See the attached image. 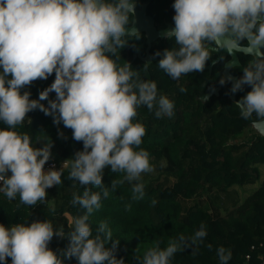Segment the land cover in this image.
<instances>
[{
    "label": "clouds",
    "instance_id": "clouds-1",
    "mask_svg": "<svg viewBox=\"0 0 264 264\" xmlns=\"http://www.w3.org/2000/svg\"><path fill=\"white\" fill-rule=\"evenodd\" d=\"M135 8L136 0H0V122L6 125L0 130V192L9 200L19 195L17 208L35 206L47 202L46 189L62 182L61 170L44 168L51 158V143L35 148L27 133L14 130L29 112L39 109L52 116L54 124L62 122L72 130L73 139L83 143V151L62 167L70 165L68 179L84 187L83 195L73 193L71 202L86 210L74 219L68 233L63 227L54 231L48 221L0 225V264H7L8 258L11 264H65L72 258L78 264H125L123 258H116L119 240L112 239L107 222H101L93 235L88 220L101 208V194L107 198L125 182L132 185V200L145 196L142 174L155 168L149 152L140 148L146 129L133 123L137 108L154 110L158 119L174 115L173 102L166 96L157 98L155 82L140 80L130 64L118 68L110 58H119L118 50L129 45L122 37ZM173 9L174 28L165 38H174L178 47L154 54L162 56L159 67L178 80L182 74L204 71L209 45L230 53L245 48L255 52L256 59L243 69L231 92L250 86L251 91L235 105L243 119L255 114L264 120V58L259 52L264 47V0H175ZM132 35L140 38L134 29L128 34ZM53 73L54 82L40 92L39 100H30V92L21 94L25 86ZM52 92L56 99L45 107L39 101ZM106 167L124 174L122 179H112L110 187L102 182ZM54 235L69 241L59 254L48 247ZM206 235L201 224L194 235L180 234L163 249L157 242L136 260L138 264H170L174 254L186 248L195 255ZM217 257L220 264H228L232 252L221 246Z\"/></svg>",
    "mask_w": 264,
    "mask_h": 264
},
{
    "label": "trees",
    "instance_id": "trees-1",
    "mask_svg": "<svg viewBox=\"0 0 264 264\" xmlns=\"http://www.w3.org/2000/svg\"><path fill=\"white\" fill-rule=\"evenodd\" d=\"M136 4H146L148 14L151 10L160 17L167 3L166 0H136ZM123 38L129 45L118 50L119 58L111 55L110 58L118 68L130 64L131 70L139 73L140 80L155 82L157 98L166 96L173 102L174 115L158 119L154 110L150 112L146 106L137 108L133 123L139 122L146 129L140 148L149 152L155 171L142 174L145 183L142 200H132V185L127 182L110 191L107 198L101 194V208L88 220L93 235L99 224L106 221L112 239L119 240L116 258H123L125 264H138L136 256L142 257L157 242L163 249L169 240L180 234L190 237L204 224L207 235L196 254H192V248L178 251L170 264H220L217 249L221 246L232 252L228 264L261 263L264 260V137L249 125L255 117L243 119L235 102L227 97L228 93L219 92L201 101L205 87L200 75L194 72L172 79L158 65L162 56H154L156 52L163 53V46L150 50L152 62L148 66L137 58L131 62L135 49L143 51V38L140 44L134 35ZM54 80L55 73L46 80L37 79L22 88L21 94L30 92V100H39L40 92ZM181 88L185 91L181 92ZM243 96L237 92L236 102ZM55 99L56 94L52 92L47 100L39 102L48 107L49 100ZM5 128L0 122V130ZM14 130L27 133L35 148L51 143V158L47 163H55L62 171V182L46 189L47 202L35 206L21 204L17 208L19 195L9 200L0 192V225L30 226L32 222L48 221L54 231L60 227L65 233L72 231L74 219L86 212L72 204L73 193L82 196L84 187L68 179L70 165L62 167V164L83 151V143L75 141L72 130L62 122L54 124L53 117L39 109L29 112ZM123 175L112 173L106 167L102 182L110 187L112 179H122ZM255 185L256 189L246 194L247 187ZM92 191L100 189L92 188ZM128 204L130 210L125 209ZM68 244L67 238L54 235L48 247L59 254ZM7 264H11V258ZM65 264L78 262L72 258Z\"/></svg>",
    "mask_w": 264,
    "mask_h": 264
},
{
    "label": "flooded vegetation",
    "instance_id": "flooded-vegetation-1",
    "mask_svg": "<svg viewBox=\"0 0 264 264\" xmlns=\"http://www.w3.org/2000/svg\"><path fill=\"white\" fill-rule=\"evenodd\" d=\"M174 2L175 0H166L167 4L164 7V11L160 15V17L155 15L151 10L150 13L152 15L148 14L146 11V4H145V15L152 19L153 27L155 28L156 31H163L165 29H168L169 25L171 26L172 29L174 28V21H173V16L175 15V11L173 9ZM141 5L143 4L140 5L136 4V8L140 9ZM132 20H133V16H131V20L129 24H131ZM253 31H255V29ZM138 34L140 35V38L136 37L137 44H140L143 38L144 48L143 51H141L140 49H135L132 55L139 53L141 57H144L146 54L145 36L143 33H138ZM153 43H155V46H152ZM157 46L158 47L163 46L164 50L175 49L178 47V45H176L174 41V38L173 39L165 38L164 35L161 39L160 38L155 39L153 42H151L150 48L148 50L150 63L152 62V56L150 50L153 48L154 51V48H156ZM209 49H210L209 60L206 62L204 71L194 72V73L200 75L199 77H201L202 84L205 87V94L208 92L209 89H215L216 93L211 94L209 97H211L212 95L217 96L219 92H222V93H228L227 97L229 98L231 94L232 82L235 83V81L239 80L243 76V69L256 59L255 52L250 53L245 48L243 50H238L230 53L227 49L224 48L215 49V45H209ZM259 52L261 54L260 58H264V47H261L259 49ZM135 58L140 60L137 54ZM183 76H187V75L183 74ZM229 77H231V80L228 79ZM221 79L225 80L224 84L220 83ZM249 91H251L250 86L245 85L241 91H238V93L240 95H246L247 92ZM252 117H255V119L252 122H256L260 120L256 117L255 114H253Z\"/></svg>",
    "mask_w": 264,
    "mask_h": 264
},
{
    "label": "water",
    "instance_id": "water-1",
    "mask_svg": "<svg viewBox=\"0 0 264 264\" xmlns=\"http://www.w3.org/2000/svg\"><path fill=\"white\" fill-rule=\"evenodd\" d=\"M133 29L137 33H143L145 36L146 54L144 57H141L139 53H136V54L138 55L140 61L144 62L145 66H148L150 63V57L148 55V50L150 48L151 42H153L157 38L161 39L168 31H171L172 28L169 25L168 29H165L163 31H156L155 28L153 27L152 19L145 15V4H143L141 5L140 9L135 8L133 20L130 26L127 27L126 34L124 37L128 36V34L131 33ZM136 54L132 55L131 62L135 59ZM233 84L234 83L232 82L231 89L233 87ZM213 93H216L215 89H209L208 92L203 97L200 98L201 101H205ZM229 98L231 99V101L236 103L235 93L231 92ZM249 125L257 134L264 137V120L251 122L249 123Z\"/></svg>",
    "mask_w": 264,
    "mask_h": 264
},
{
    "label": "built area",
    "instance_id": "built-area-1",
    "mask_svg": "<svg viewBox=\"0 0 264 264\" xmlns=\"http://www.w3.org/2000/svg\"><path fill=\"white\" fill-rule=\"evenodd\" d=\"M55 168V170H57V171H59V169L57 168V166L55 165V163H46L45 164V166H44V168L45 169H47V170H49V169H51V168ZM2 184V182H0V185ZM259 264H264V260H262V262L261 263H259Z\"/></svg>",
    "mask_w": 264,
    "mask_h": 264
},
{
    "label": "rangeland",
    "instance_id": "rangeland-1",
    "mask_svg": "<svg viewBox=\"0 0 264 264\" xmlns=\"http://www.w3.org/2000/svg\"><path fill=\"white\" fill-rule=\"evenodd\" d=\"M45 171V170H44ZM45 172H47V171H45ZM256 189V185L255 186H252V187H247V189H246V194H250V193H252L254 190Z\"/></svg>",
    "mask_w": 264,
    "mask_h": 264
}]
</instances>
